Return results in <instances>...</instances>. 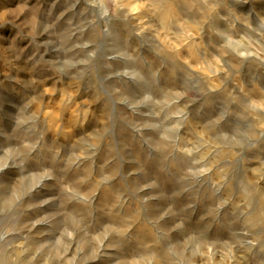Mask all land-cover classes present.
<instances>
[{"label":"clouds","instance_id":"clouds-1","mask_svg":"<svg viewBox=\"0 0 264 264\" xmlns=\"http://www.w3.org/2000/svg\"><path fill=\"white\" fill-rule=\"evenodd\" d=\"M0 264H264V0H0Z\"/></svg>","mask_w":264,"mask_h":264}]
</instances>
